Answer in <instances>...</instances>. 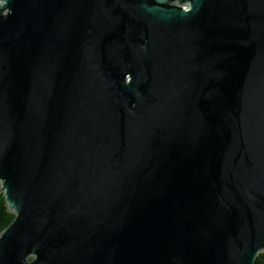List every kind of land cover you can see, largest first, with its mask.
Listing matches in <instances>:
<instances>
[{
    "label": "water",
    "instance_id": "95a60500",
    "mask_svg": "<svg viewBox=\"0 0 264 264\" xmlns=\"http://www.w3.org/2000/svg\"><path fill=\"white\" fill-rule=\"evenodd\" d=\"M0 188V264H256L264 0H0Z\"/></svg>",
    "mask_w": 264,
    "mask_h": 264
},
{
    "label": "trees",
    "instance_id": "16d2710c",
    "mask_svg": "<svg viewBox=\"0 0 264 264\" xmlns=\"http://www.w3.org/2000/svg\"><path fill=\"white\" fill-rule=\"evenodd\" d=\"M14 218L15 215L8 210L4 193L0 188V233L12 222ZM256 264H264V252H261L258 255Z\"/></svg>",
    "mask_w": 264,
    "mask_h": 264
},
{
    "label": "flooded vegetation",
    "instance_id": "af4514ba",
    "mask_svg": "<svg viewBox=\"0 0 264 264\" xmlns=\"http://www.w3.org/2000/svg\"><path fill=\"white\" fill-rule=\"evenodd\" d=\"M190 6H191V4L188 2L183 4L184 9H188V8H190Z\"/></svg>",
    "mask_w": 264,
    "mask_h": 264
}]
</instances>
